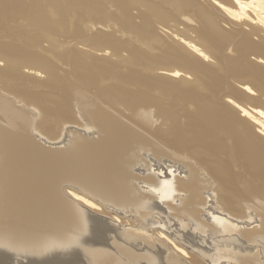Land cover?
<instances>
[{
  "label": "rangeland",
  "instance_id": "rangeland-1",
  "mask_svg": "<svg viewBox=\"0 0 264 264\" xmlns=\"http://www.w3.org/2000/svg\"><path fill=\"white\" fill-rule=\"evenodd\" d=\"M221 1L0 0V249L26 256L67 252L84 234L96 233L86 215L74 220L60 206L58 192L88 207L73 197L78 192L96 203L88 208L111 227H130L111 230L87 264H264V152H233L225 127L211 131L206 114L198 115L227 111L225 103L243 136V119H251L240 108H259L254 91L241 96L245 86L252 87L248 63L257 59L254 40L231 29ZM206 9L220 20V33L208 20L205 25ZM205 39L217 47L215 55ZM185 43L204 53L205 67L192 71L180 65L183 51L190 55ZM14 58L25 62L17 61L19 66ZM37 62L55 68L59 81ZM172 70L181 75L167 79ZM258 76L264 80V67ZM129 90H135L133 99ZM58 100L67 102L62 110ZM253 131L262 136L258 128ZM211 137L225 139L227 147ZM57 149L77 159H58ZM93 162L105 163L109 173L121 168L117 177L127 187L122 188L127 199L101 197L93 191L97 187L86 192L68 180L73 170L95 179ZM161 177L173 188L170 197L157 199L148 191L160 190ZM216 217L232 230L223 231ZM230 235L238 237L241 250L224 242ZM7 251L0 250V257L19 263L21 253Z\"/></svg>",
  "mask_w": 264,
  "mask_h": 264
},
{
  "label": "bare ground",
  "instance_id": "bare-ground-1",
  "mask_svg": "<svg viewBox=\"0 0 264 264\" xmlns=\"http://www.w3.org/2000/svg\"><path fill=\"white\" fill-rule=\"evenodd\" d=\"M177 2V1H176ZM193 2V0H192ZM196 3V2H195ZM198 3V2H197ZM221 3V4H220ZM219 3L220 7L222 8L223 10V13L226 14V17H228L227 19V22L229 24V26L231 27L232 30H243L245 31V33L251 37L254 42L252 43V47H254L253 49H255V51L258 52L255 53L257 54V59L256 60H252L248 63V66H250V69H249V73H250V76L251 77V85L252 87L250 86H245L243 88V90H241V96L244 98L246 97V94L247 93H250L251 91H254L256 93V96L252 98V100H254L258 105H259V108H250V109H247V108H240V113L244 116V117H247V118H250L251 121L249 120H246V119H243V127L245 129V132H244V135L241 136L239 135V132L237 130V126H236V116L234 114V112L230 111L227 107V105L224 103L222 106L223 108H226L227 111H224L221 107V109L217 110V111H209V110H201L199 111L198 115L199 116H202V114H206L205 116L208 117V118H203L205 119L206 121V125L210 128V130L212 131V127H216V131L218 130V127H225V129L227 130L231 140L233 141V147L234 149L233 152H237V151H240V152H247L249 151L250 149H258L260 152H264L262 151V148H264V80H262L258 75H259V72L260 70L264 67V0H223ZM206 5V4H205ZM204 6V5H203ZM214 6V5H213ZM201 8V7H200ZM177 9V8H176ZM217 10V9H216ZM206 12H207V9H206ZM215 13V12H214ZM221 13V12H220ZM222 15V14H221ZM201 18V17H199ZM203 18V17H202ZM201 18V19H202ZM221 18V17H220ZM204 19V23L206 21V24L207 25V22L209 21V25H211V28H214L216 30L217 33H220L223 28L222 27H219V21L217 22V18H214L212 20V17L209 15V13L207 12L205 14V17L203 18ZM219 19V18H218ZM208 20V21H207ZM226 20V19H225ZM221 25V24H220ZM186 45L185 48L188 50L189 54L191 55H188L186 52L183 51V54L185 56V58H182V60L180 61V65L181 66H187L189 67L192 71L196 70L198 71L199 69L203 68L206 66V63H204L202 61L201 58H203L202 56H204V53L198 49L197 47H195L194 45H190V44H187L185 43ZM205 44L207 46V48L210 50V52L213 51V55H215L218 51L217 47L212 44L209 39H205ZM188 47L190 49H188ZM96 48V47H95ZM212 48H215L212 50ZM191 50V51H189ZM254 51V52H255ZM106 52V51H105ZM115 52V51H114ZM96 53V52H95ZM97 54V53H96ZM117 54V53H115ZM89 55V54H88ZM91 55V54H90ZM93 55V54H92ZM95 55V54H94ZM113 55V54H112ZM193 56V57H192ZM98 57V56H97ZM3 58V57H2ZM30 58V57H29ZM15 59V58H14ZM12 60L13 62H17L18 60ZM23 59V58H22ZM9 60V59H7ZM29 60V59H28ZM41 60V59H40ZM44 60V59H43ZM102 60V59H101ZM12 61L9 60L10 64H12ZM39 61V59H38ZM20 62V61H18ZM17 62V65H19ZM21 62H25V61H21ZM20 62V63H21ZM29 62V61H28ZM27 62V63H28ZM36 62V61H35ZM34 63V61H33ZM45 63V62H44ZM43 63V64H44ZM23 64V63H21ZM20 64V65H21ZM36 64V63H35ZM39 64V65H38ZM19 65V66H20ZM27 65V64H26ZM38 65V68L41 66V68L44 69V71L46 72L47 74V77L55 80H58L56 79V75L57 73L54 74V71H55V68L53 69L52 66L50 65H42L40 63L37 62ZM18 66V68H20ZM22 67V66H21ZM183 69V68H182ZM3 70V69H2ZM1 70V71H2ZM18 70V69H17ZM102 70V69H101ZM34 71V70H33ZM32 71V74H30L31 77H34V79L37 77V76H34ZM43 71V70H42ZM93 71V70H92ZM31 72V71H30ZM35 72V71H34ZM60 72V71H59ZM94 72V71H93ZM167 72V75L166 78L168 79L169 75L171 76H174V77H177L179 75H181V71L179 70H172V71H166ZM3 73V72H2ZM7 73V72H6ZM17 73V72H15ZM39 73V72H37ZM79 73V72H78ZM99 73V72H98ZM19 74V73H18ZM7 75V74H6ZM14 74H12L13 76ZM42 75V74H41ZM29 76V75H27ZM29 76V78H30ZM90 76V75H89ZM46 77V78H47ZM97 77V76H96ZM248 77V78H249ZM45 78V79H46ZM19 79V78H17ZM24 79V78H23ZM22 79V80H23ZM66 79V78H65ZM40 80V79H39ZM5 81V80H4ZM35 81V80H33ZM59 81V80H58ZM61 82V81H60ZM179 83L181 84H186V82L184 81H179ZM22 84V83H21ZM80 84V83H79ZM78 84V85H79ZM44 85V84H43ZM48 85V83H47ZM71 86V85H70ZM76 86V85H75ZM4 87V86H3ZM59 87V86H58ZM57 87V88H58ZM26 89V88H25ZM12 90V88H11ZM67 90V89H66ZM20 91V90H19ZM113 91V90H112ZM123 91V90H122ZM131 91L130 93H128L130 99L132 98L133 99V92L135 91H132V90H129ZM48 92V91H46ZM125 92V91H124ZM137 92V91H136ZM237 92V90L235 89V93ZM25 93V92H24ZM36 93V92H35ZM39 93V92H38ZM42 94V93H40ZM45 94V93H44ZM43 94V95H44ZM48 94V93H46ZM114 94V93H113ZM121 94V93H120ZM126 94V93H125ZM34 95V93H33ZM51 95V94H50ZM49 95V97H50ZM52 95H54L52 93ZM57 95V94H56ZM54 95L53 97L56 98L57 96ZM69 95V94H68ZM107 95V94H106ZM48 96V95H47ZM61 96V95H60ZM110 96V95H109ZM116 96V95H115ZM127 96V95H126ZM145 96V95H144ZM239 96V95H238ZM44 97V96H43ZM43 97H42V100H43ZM48 97V99H49ZM52 97V98H53ZM140 97V96H139ZM18 98V97H17ZM34 98V96H33ZM62 97H60V100H61ZM113 98V97H112ZM119 98V97H118ZM141 98V97H140ZM38 99V98H37ZM57 99H59V97H57ZM41 99H38V101H40ZM47 100V99H45ZM56 100V99H55ZM63 100V98H62ZM71 100V99H70ZM114 100V99H113ZM122 100V99H121ZM126 100V98H125ZM140 100V99H139ZM51 101V100H50ZM59 101V100H58ZM66 101V100H65ZM63 101V102H65ZM133 101V100H132ZM21 102V101H20ZM60 102V110H62V107H63V104L67 103H63L62 101H59ZM123 102V101H122ZM139 102V101H138ZM38 103V102H37ZM46 103V102H45ZM58 103V102H57ZM125 103V102H124ZM126 104V103H125ZM130 104V103H129ZM132 104V103H131ZM59 105V104H58ZM120 105V104H119ZM65 106V105H64ZM133 106V104H132ZM111 107V106H110ZM119 107V106H118ZM117 107V108H118ZM142 107V106H141ZM45 108V107H44ZM47 108V107H46ZM59 108V107H57ZM135 108V107H134ZM220 108V107H219ZM50 109V108H49ZM100 109V108H99ZM40 110V109H39ZM68 109L66 108H63V114H67V111ZM117 110V109H116ZM119 110V109H118ZM35 111V110H34ZM49 111V110H48ZM52 111V110H51ZM50 111V112H51ZM55 110H53L54 112ZM123 111V110H122ZM52 112V114H53ZM58 113V111H56ZM135 112V111H134ZM137 112V111H136ZM62 113V111H61ZM102 113V112H101ZM130 113V112H129ZM49 114V113H48ZM98 114V113H97ZM147 114V113H146ZM224 114H226L227 116H224ZM37 115V114H36ZM113 115V114H112ZM40 116V115H39ZM138 116V115H137ZM144 116V115H143ZM204 116V115H203ZM99 117V116H98ZM71 118V117H70ZM50 119V118H49ZM101 119V118H100ZM127 119V118H126ZM71 120V119H70ZM104 120V119H103ZM130 120V119H129ZM146 120V118H145ZM209 120V123H207V121ZM105 121V120H104ZM154 121V120H153ZM143 123V122H142ZM148 123V122H147ZM51 124V123H50ZM124 125V124H123ZM130 125V124H129ZM35 126V125H34ZM50 126V125H49ZM137 126V125H136ZM151 126V125H150ZM52 127V126H51ZM50 127V128H51ZM207 127V128H208ZM253 127H256L259 129L260 133L262 134L259 135V134H256V135H253L252 133L254 132L253 131ZM49 128V127H48ZM131 128V127H130ZM177 128V127H176ZM182 128V127H181ZM52 129V128H51ZM133 129V128H132ZM213 129V130H214ZM54 130V129H53ZM128 130V129H126ZM131 130V129H130ZM210 130L207 129L208 133L210 132L211 134H213ZM205 131H206V128H205ZM206 131V132H207ZM52 132V131H51ZM131 132V131H129ZM136 131L134 130V133ZM138 132V130H137ZM184 132V131H182ZM132 133V132H131ZM178 133V132H177ZM13 134V133H12ZM138 134V133H136ZM210 134V135H211ZM216 135V133H214ZM114 135V134H113ZM199 135V134H198ZM207 136V135H206ZM224 136V135H223ZM139 137V135H138ZM175 137V136H174ZM179 137V136H178ZM177 137V138H178ZM189 137V136H188ZM225 137V136H224ZM79 138V137H77ZM212 138V137H211ZM217 138V137H216ZM215 137L212 138V142L216 143L215 145H217L218 147L224 149L226 148L227 146L225 145V143H227L225 141V139H216ZM254 138H256L258 141L255 142L254 141ZM27 139V138H26ZM94 139V138H93ZM202 139V138H201ZM130 140H133V139H130ZM180 140V139H179ZM214 140V141H213ZM134 141V140H133ZM177 141V140H176ZM94 142V141H93ZM175 142V141H173ZM211 142V141H210ZM132 143V142H131ZM172 144V143H171ZM211 144V143H210ZM170 145V144H169ZM178 145V144H177ZM183 145V144H182ZM206 145V144H205ZM228 145V143H227ZM230 145V144H229ZM10 146V145H9ZM173 146V145H172ZM181 146V145H179ZM210 146H213L210 145ZM65 147V146H64ZM63 147V148H64ZM93 147V146H92ZM231 147V146H230ZM237 147V149H236ZM104 148V147H103ZM182 148H185L182 147ZM213 150H214V147H212ZM107 148L103 149V150H99L98 152L100 153H103V151H105ZM111 148H109L110 150ZM113 149V148H112ZM128 149V148H127ZM210 149V147H209ZM64 150L68 151V149H63V150H60V149H57V150H54L55 152V156L59 157L58 159H62V160H65V161H73V160H76L77 159V156L75 158H64L65 154H64ZM182 150V149H181ZM50 151V150H49ZM111 151V150H110ZM113 151V150H112ZM180 151V150H179ZM108 152V151H107ZM114 152V151H113ZM257 152V151H256ZM66 153V152H65ZM57 154V155H56ZM95 154V153H94ZM97 154V153H96ZM106 154V152L104 153ZM113 154V153H112ZM111 154V155H112ZM115 155V154H114ZM252 155V154H251ZM96 156V155H95ZM101 156V155H100ZM99 156V157H100ZM103 156V155H102ZM110 156V155H109ZM108 156V157H109ZM113 156V155H112ZM117 156V155H116ZM258 156V155H257ZM82 158L84 157L81 156ZM80 157V158H81ZM90 157V156H89ZM98 157V158H99ZM111 157V156H110ZM256 157V156H254ZM87 158V156H86ZM113 158V157H112ZM115 158V157H114ZM79 159V158H78ZM89 159V158H88ZM100 159V158H99ZM102 159V158H101ZM108 159V158H107ZM106 159V160H107ZM110 159V158H109ZM249 159V158H248ZM260 158H258L259 160ZM262 159V158H261ZM96 160L97 163H99V160L95 157H93V160L94 161ZM112 160V159H111ZM80 161V160H79ZM84 161V160H83ZM87 161V160H85ZM91 161V159H90ZM90 161H89V164H90ZM91 161V162H92ZM108 161V160H107ZM106 161V162H107ZM110 161V160H109ZM109 161L107 163H109ZM116 161V160H115ZM260 161V160H259ZM102 162H105L102 161ZM100 161V163H102ZM117 162H118V158H117ZM253 162V160L251 161V163ZM73 163V162H72ZM71 163V164H72ZM94 165H93V172H95V175H93L95 177L94 178H90L89 176H86L88 173V171L86 172L87 174L85 175H80L78 173H76L74 170L73 172H67V169L65 170V173L68 175L67 177L68 180L76 185H79L81 187L84 188H89L91 189L92 186L94 187H97V189H94L93 191H95L99 196H108V197H112V196H115L117 198H122V199H127V197H129V193H126L122 190L123 185H121V180L117 177V172L120 171L121 168H119V166H115V168H112L113 170H111L112 172L109 173V170L107 167H105V163H103V168L102 169V166L99 164L98 167L96 166L95 162H93ZM116 163V162H115ZM76 164V163H75ZM79 164V163H78ZM83 164H85L83 162ZM118 164V163H117ZM259 164V163H258ZM257 164V165H258ZM261 164V163H260ZM264 164V163H263ZM74 165V164H73ZM80 165V164H79ZM108 165V164H107ZM113 164H111V167ZM76 166V165H75ZM85 166V165H84ZM87 166V165H86ZM91 166V165H90ZM89 166V167H90ZM109 166V165H108ZM71 167V165H70ZM81 167V165H80ZM83 167V166H82ZM121 167V166H120ZM259 167V166H258ZM256 167V169L258 168ZM70 169V168H69ZM72 169V168H71ZM84 169V168H83ZM76 170V169H75ZM79 170V169H78ZM82 170V169H81ZM105 170V171H104ZM80 171V170H79ZM77 171V172H79ZM85 171V170H84ZM81 172V171H80ZM83 172V171H82ZM121 172V171H120ZM188 172V171H187ZM8 173V172H7ZM90 173V172H89ZM221 175V177H224L226 178V173L225 171L223 172H220L219 173ZM6 175V174H5ZM167 175V174H166ZM169 175V174H168ZM171 176V175H170ZM62 177H65V174L63 176L62 174ZM61 177V178H62ZM165 177V176H164ZM60 178V176H59ZM166 178V177H165ZM165 178L161 177L159 180L156 178V181L158 180V184L159 186L161 187L160 190H154V189H150L148 192H152L156 197L157 199H163L165 197H170L171 196V192H172V183L171 182H168ZM111 179L114 181L111 182ZM171 180V179H169ZM110 181V183H109ZM155 181V180H154ZM153 181V182H154ZM104 182H108V183H104ZM118 182V183H117ZM57 182H55L56 184ZM117 183V184H116ZM94 184V185H93ZM115 185V187H111L113 185ZM156 184V182H155ZM154 184V185H155ZM190 184V183H189ZM157 185V184H156ZM150 186V185H149ZM158 187V186H157ZM127 188V187H126ZM124 188V189H126ZM81 188V190H83ZM86 189H84V191L88 192ZM249 189V188H248ZM54 190H55V186H54ZM53 190V191H54ZM127 190V189H126ZM56 191V190H55ZM128 191V190H127ZM58 192V191H57ZM150 193V194H152ZM59 197L61 198L60 200V206L62 208V206L65 208V211H67V213L69 215H71L74 220L75 218L79 219L80 217H82L84 215H86L88 218H90L89 222L87 223V226L89 228H92V229H97L98 231H96V233H92L91 235H89L91 238L93 239H96V240H101L104 238V230L105 229H110V226L108 224V222L106 220H103L101 217H98L96 215H94L92 213V209H89L88 207H93V208H96L97 205L96 203H94L93 201H91L89 198L85 197V196H81L78 194V192H73V197L82 201L84 204L88 205V207L86 206H83L81 204H79L78 202H75V201H71L67 196H65L64 194L62 193H59ZM145 195V194H144ZM149 195V194H148ZM58 197V196H57ZM94 197V196H93ZM153 197V196H152ZM73 198V199H74ZM155 198V197H154ZM75 199V200H76ZM201 201V200H200ZM155 203V202H154ZM235 204V203H234ZM150 202L149 204H147L148 207H150ZM157 206V205H156ZM152 207V205H151ZM195 209V208H194ZM204 209V208H203ZM228 209V208H227ZM226 209V210H227ZM64 211V214L66 213ZM63 212V211H62ZM66 213V214H67ZM235 213V212H234ZM214 215V214H213ZM211 216V215H210ZM210 219V218H209ZM208 219V220H209ZM214 221V220H213ZM215 221L217 222L218 225L221 226V229L225 232L229 231V230H232L231 229V225L229 223H227L224 219L222 218H219V217H216L215 218ZM245 222V221H244ZM213 224V223H212ZM217 225V226H218ZM214 226V225H213ZM220 230V229H219ZM235 230V228H234ZM101 231V232H100ZM99 233H101L102 235H99ZM224 233V232H223ZM229 235V234H228ZM249 238V236H248ZM229 246H230V249H237V250H241V245H240V242L238 240V237L237 236H233V235H230V236H227L225 238V241ZM218 243V242H217ZM242 243V242H241ZM245 245V244H244ZM246 248V247H245ZM223 249V248H222ZM229 248L227 250H230ZM177 251H180L182 252L183 250H181V248H178ZM225 251V250H224ZM228 252V251H227ZM183 253V252H182ZM7 256V255H6ZM8 257V256H7ZM10 258V257H9ZM229 258V257H228ZM0 261L2 263H6L8 261H5L2 257H0ZM187 263V262H186ZM7 264V263H6Z\"/></svg>",
  "mask_w": 264,
  "mask_h": 264
},
{
  "label": "water",
  "instance_id": "water-1",
  "mask_svg": "<svg viewBox=\"0 0 264 264\" xmlns=\"http://www.w3.org/2000/svg\"><path fill=\"white\" fill-rule=\"evenodd\" d=\"M92 213L98 217H100L98 215V213H94V211H92ZM104 215V214H102ZM102 218V217H101ZM103 219V218H102ZM105 220V219H103ZM107 221V220H106ZM109 224V221H107ZM110 229H105L104 230V238L101 240H96L91 238L90 236H88V234H84L85 236H82L80 239L75 240L74 242H72V246L70 250H66L65 251H57L54 252L55 250H49L46 251L43 254L40 255H36L35 253L33 255H29L26 256L25 254L21 253V252H16L10 249H0L3 250L4 252L7 251L8 253H14L13 256H16V253H21L18 254L19 255V263L17 264H87V262H90L89 259V255L97 250L101 244H103V241H108L110 234H111V230L113 229H125L128 230L130 227H124L122 225H114L113 227H111V225L109 224ZM5 259V258H4ZM17 259V258H16ZM16 262V260H12V262H6L7 264H14ZM146 263V262H145ZM0 264H2V262L0 261Z\"/></svg>",
  "mask_w": 264,
  "mask_h": 264
}]
</instances>
